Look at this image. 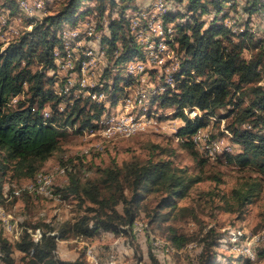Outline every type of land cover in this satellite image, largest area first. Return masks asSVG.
I'll return each mask as SVG.
<instances>
[{"label":"rangeland","instance_id":"374dc122","mask_svg":"<svg viewBox=\"0 0 264 264\" xmlns=\"http://www.w3.org/2000/svg\"><path fill=\"white\" fill-rule=\"evenodd\" d=\"M40 1H30L34 7L43 5V9L34 17H29L21 9L19 0H0V50L19 40L26 32H31L35 23L58 13L67 2ZM159 1L161 0H134V7L126 10L124 18L130 22ZM164 1L169 4V12L175 18L169 23L177 38L176 27L188 25L192 13H188L184 5L174 0ZM254 1L230 0L224 4L221 13L202 15L200 21L205 24L204 30L214 22L224 24L232 30V36L237 42L244 38L243 34H248V37L249 34H254L253 45L244 54L250 57L254 54L252 51H255L254 44L264 40V9L253 14L248 11ZM118 2L119 6L108 9L103 18L95 10V3L87 2L80 9L74 23H65L57 29L61 40V48L58 49L65 50L67 41L69 45L66 47L72 48V54L65 53V56L74 55L72 59L76 67L74 70H63L59 66H65V58H55L54 67L46 71V88L63 97L60 111H64L78 96L89 99L92 105L103 106L99 104L98 100H101L106 106L101 120L103 127V120L106 122L111 118L118 119L124 112H129L138 118L142 117L145 122L147 119L146 128L129 137H107L100 133L92 136L79 131L77 123L66 129L58 150L35 176L19 172L15 163L7 161L5 153L0 151V183L5 194V197L0 198V234L12 245L26 232L38 240L44 233L59 234L67 222L73 224L86 214L90 217L95 214L90 211L94 205L85 195L69 191L73 175L77 176L82 187L94 183L108 193L104 183L105 169L123 167L125 163L132 161L164 160L187 176L202 179L192 185L185 197L176 200L175 208L170 206L162 210V214H168L165 220L151 222V216L165 194L149 192L144 195L138 220L131 230L119 233L99 230L91 238L75 237L70 233L65 239L58 240L56 257L66 263L79 264H264V175L259 173L254 164L242 167L227 159V155H236L241 151L240 145L232 140V130L229 129L234 124L233 116L226 117L234 106L219 111L216 119H210L207 127L200 131V138L203 139L197 141L199 156L194 158L183 147L181 138L177 135L184 126L183 120L175 115L177 111L174 108H160L155 101L159 97L155 93L165 83L164 69L170 67L173 61H168L161 68H148L143 83L142 79L136 81L135 77L127 74L125 64L117 66L109 53H105L103 58L96 57L105 52L101 41L103 36L110 35L111 21L121 20L123 5L120 0ZM183 12L187 16L182 17ZM84 13L85 15H81ZM86 22L92 23L86 25ZM98 24L102 26V30L97 31ZM77 28L78 31H75ZM73 31L78 32V35L75 36ZM122 31L128 34L126 21ZM87 38L94 44L90 47L93 52L90 56L86 55L89 51H85L89 48ZM118 46L122 47L120 42ZM176 52L177 55L180 54L175 50ZM183 59L180 54V68L176 73L182 72ZM82 60H88V65H91L86 70L89 85L79 91V87L70 90L67 78L77 76L80 65L77 61ZM32 69L41 70V63L34 64ZM178 78L184 79L186 76L178 74ZM200 80L198 78L196 81ZM263 83L264 77L260 84ZM92 91L98 94V100L93 101L88 97V93ZM84 92L86 94H80ZM240 93L242 92L236 93L235 103L247 106L251 97ZM141 96H144L143 101ZM29 98L26 91L14 98L11 104L17 107L21 102L28 103ZM91 104L86 107L87 111L92 107ZM42 112L44 117L50 118L49 105ZM191 114L192 111L190 117ZM201 114L203 116L202 112ZM245 128L250 130L252 127L247 124ZM213 142H218L220 149L211 154L209 149L213 147ZM41 173L44 176L42 183L31 189ZM254 183L261 186L253 202L240 206L236 201L235 190ZM46 188H51L49 193L44 191ZM119 209L122 211V206ZM174 233L184 236L188 242L181 248L176 247L170 239ZM13 258L16 264H29L31 256L14 249ZM209 259H212L210 263ZM0 264H6L1 250Z\"/></svg>","mask_w":264,"mask_h":264},{"label":"trees","instance_id":"16d2710c","mask_svg":"<svg viewBox=\"0 0 264 264\" xmlns=\"http://www.w3.org/2000/svg\"><path fill=\"white\" fill-rule=\"evenodd\" d=\"M174 1L184 5L188 13H192L188 25L176 27L178 52L184 58L183 69L182 72L176 73L177 70L173 74L174 82L178 81L176 89L167 85V90L161 96L158 95L155 101L160 108H174L177 111L176 117L184 122L177 135L181 138L183 147L194 158L199 156V152L192 137L207 127L210 119L215 120L219 111L233 105L234 108L226 117L233 116L234 124L229 129L232 130V140L240 145L241 151L236 155H227V159L242 167L254 164L259 173L264 175V83L260 84L264 77V40L254 44V54L246 57L244 54L253 45L254 34H249V37L248 34H243L244 38L237 42L232 36V30L224 24L214 22L204 30L205 24L200 21V17L211 12L221 13L224 4L230 0ZM87 2L95 3V10L100 18L104 17L108 9L119 6L118 0H67L58 13L35 23L31 32H26L19 40L0 50V151L5 153L7 161L14 162L15 168L26 176H35L42 165L53 156L68 127L79 123V131H94L103 116V106L92 105L89 99L82 97L68 104L64 111H60L63 97L46 88V71L55 65L53 51L61 48V40L56 31L65 23H74L80 9ZM120 2L123 5L121 20L111 21L110 35L103 36L101 45L111 59H115L117 66H126L129 61H145L148 50L146 46L141 47L135 41L129 29L128 34L122 31L125 21L129 27L124 15L126 10L134 7V0ZM261 9H264V0H255L248 11L253 14ZM169 11L163 17L166 25H171L169 22L175 19ZM185 12L182 17L187 16ZM101 28L98 24L97 31L102 30ZM167 43L173 47L175 38L170 40L168 37ZM65 50L66 54H72L71 47L67 48L65 45ZM175 50L171 49L174 52ZM90 52L92 51L87 54ZM179 55L176 52L177 58ZM87 61L82 60L80 63ZM40 63L41 70L32 69L34 64ZM178 74H184L186 78L177 79ZM198 78H201L199 82L196 81ZM26 91L30 95L28 103L21 102L17 107L13 106L12 100ZM238 92H242V96L251 97L247 106L242 107L235 103ZM90 93L95 94V91ZM80 103L84 105L81 106ZM90 104L92 107L87 111L86 107ZM47 105L51 108L50 118L42 114ZM186 108L199 110L203 116L200 113L192 118L185 113ZM247 124L254 129H246ZM104 172L105 189L109 190L108 193L94 183L82 187L75 175L72 176L69 186L70 192L85 195L94 205L90 208L95 213L94 216L86 214L73 224L67 222L59 234L44 233L39 241H35L32 234L26 232L12 245L0 234V250L6 264H16L13 258L14 249L31 256L29 264H79L66 263L56 257L59 239H65L70 233L75 237L91 238L99 230L114 233L131 230L138 220L144 195L149 192L165 194L151 216L152 223L161 222L168 215L162 214V210L170 206L175 208L176 200L185 197L194 183L202 181L199 177L187 176L185 172L173 168L169 161L164 160L132 161L125 163L123 167L105 169ZM260 186L259 183H254L235 190L237 203L240 206L251 204ZM3 197L5 194L0 183V198ZM170 239L178 248L188 242L184 236H177V233L172 234ZM211 260H208L209 263Z\"/></svg>","mask_w":264,"mask_h":264},{"label":"bare ground","instance_id":"6f19581e","mask_svg":"<svg viewBox=\"0 0 264 264\" xmlns=\"http://www.w3.org/2000/svg\"><path fill=\"white\" fill-rule=\"evenodd\" d=\"M19 4H20L21 9L25 13V15H28L29 17H34V15H36V13H38V11L41 12L43 9V5H39L37 7H34V5L30 3L31 5H33V6L30 5L32 8V13H31V11L25 7L24 3L21 0H19ZM150 10H158L155 12V14H150V23H159V19L163 21V17L166 15L168 10H170V7H169V4L167 3V1L161 0L159 2H156L155 4H152V8ZM150 10H144L142 13H139L137 16H135L133 19L130 20L129 24L135 23L138 31H142L144 34H149V35H144V43L146 45V49L148 50L147 58L151 55H153V57H161L164 54V47H170L167 43L168 37H164L163 35L164 34L173 35V28L171 25H166L165 22L163 21L164 23H161V25L156 27V33H152V24L144 22L143 18L141 17V16L145 15L146 13H149ZM64 31H66V30H64ZM73 34L76 36V35H78V32H73ZM172 38L173 37H170V40H172ZM68 45H69V43L66 41V46H68ZM92 54H93V52H90L87 55L90 56ZM68 55H71V54H68ZM169 57H171V59L178 60V58L176 57V53L174 51H171V49H169ZM136 61H138V60H136ZM136 61H129L126 64V66L131 65V64H136ZM83 63L88 65V62H83ZM126 69H127L128 75L135 77L136 81H141L142 76L139 75L135 70H133L132 68H126ZM175 71H177V69H167L166 78L169 81H165L164 85H162L159 88V91L157 93H155L156 96L162 95L167 90V85L172 86V83H175L174 82V76H173ZM95 95L98 96V94H95ZM143 97H142L141 101H143ZM99 103H100V101H99ZM101 120H102V118L97 122V128L94 131L84 130L83 133H86L87 135L90 134L92 136L100 133V134L107 136V137L116 136V135L129 137V136L138 132V130L123 129V123H120L121 118H118V119L117 118H114V119L111 118L110 120H108L106 122H104V120H103L104 127L101 125ZM129 120H131L132 123H136V124H145L146 123L142 117L138 118V117L131 115V114H129ZM199 133H201V132H199ZM199 133H197L193 137L194 140L198 141L200 139L201 140L203 139L202 137L200 138ZM213 143H212L213 147L211 149H209V146H207V149L212 150V154H214L217 150L220 149V144L218 142H213ZM43 178H44L43 174L42 173L39 174L37 177L36 185H32L30 188L33 189V188H35V186L40 185L43 181ZM50 189L46 188L44 191H47V193H49L48 191H50ZM34 240L39 241L38 239H34Z\"/></svg>","mask_w":264,"mask_h":264},{"label":"built area","instance_id":"2783aa9c","mask_svg":"<svg viewBox=\"0 0 264 264\" xmlns=\"http://www.w3.org/2000/svg\"><path fill=\"white\" fill-rule=\"evenodd\" d=\"M25 7L27 9H29L32 13V8L30 6V0H21ZM39 2H41L39 0ZM158 10H150L149 13H146L145 15L141 16L143 18L144 22H147L149 24H152V33H156V27L161 25V23H164L162 20L159 19V23H150V14H155V12ZM3 19V18H2ZM88 23H92V22H86V25H88ZM171 28V27H170ZM129 33L131 34V36L135 39V41L141 46L144 47L146 46L144 43V35H149V34H144L142 31H138V29L136 28V24L132 23L129 24ZM78 31V28L75 30ZM73 31V32H75ZM164 37H174L175 35H169V34H164ZM87 40L89 41V48L85 49V51H90V47L91 45H94L93 43H91V41L89 40V38H87ZM169 49H176V51H179V47H178V43H177V39L175 38V46L173 47H164V54L161 57H153V55L149 56L145 61H136V64H131V65H127L125 66V68H132L133 70H135L139 75L142 76V80L143 83L145 81V77H146V73H147V69L148 68H152V69H157V68H161L164 67L166 65V63L168 61H173V63L171 64L170 67H167L166 69H164V80L165 81H169L166 78V71L167 69H179L180 68V62L178 63V61L176 62L175 59H171V57H169ZM106 52H103V54L101 55H96V57H100L103 58ZM73 56H65V50L62 49H58L55 48L53 51V59H54V64H55V58H65V66H59L61 69L63 70H74V68L76 67V63L75 61H73ZM80 65H79V71L76 74L77 76L75 78H67V85L69 86V89H74L76 87L78 88V91L82 88L88 87L90 80L88 79V73H86L87 69H90L91 65H86L85 63H80L79 61H77ZM148 74V73H147ZM81 75V76H80ZM178 83H172V89H176ZM143 91L144 88H143ZM80 94H86L84 93H80ZM89 94V98H91L92 100H98V96H96L95 94ZM78 98H80V96H78ZM100 101V105H103V107H106L104 103ZM128 105V104H127ZM190 111H192V116H197L200 115L201 112H198L196 110H193V108H186L185 109V113L187 115H190ZM147 119H146V123L145 124H136V123H132L131 120H129V112H124L121 115V122L123 123V129H130V130H144L146 128L147 125ZM87 130V129H86ZM193 140V137H192ZM195 145L197 144L196 140H193ZM198 147V146H197ZM211 154H212V150Z\"/></svg>","mask_w":264,"mask_h":264}]
</instances>
